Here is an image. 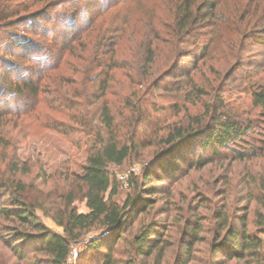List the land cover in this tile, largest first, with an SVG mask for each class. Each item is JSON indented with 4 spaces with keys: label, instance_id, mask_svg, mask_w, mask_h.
I'll use <instances>...</instances> for the list:
<instances>
[{
    "label": "trees",
    "instance_id": "16d2710c",
    "mask_svg": "<svg viewBox=\"0 0 264 264\" xmlns=\"http://www.w3.org/2000/svg\"><path fill=\"white\" fill-rule=\"evenodd\" d=\"M44 1L42 8L29 12L31 7ZM130 1L7 0L1 4L0 25L8 22L10 25L7 29L10 30L0 29V49L3 52L0 57V118L32 114L42 93L43 81L58 69L63 58L91 30L95 31V40L87 56L89 64L82 74L89 80L92 97L96 95L94 100L103 99V105L91 114L97 117L98 124L92 130L90 152L80 168L81 173L72 176L87 212L78 213L69 195L65 204L52 216L56 224L62 227V235L50 232L37 220V205L32 204L22 180H12L10 177L18 172L17 166H12V173L8 177L0 175V195L9 203L0 206V216L18 227L3 226L7 237L0 236V240L20 261L34 254L44 256L46 264H65L71 244L97 227L101 232L91 241L89 249L105 250L99 264H166L167 252L173 247L168 235L169 227L173 226L168 222L169 216L166 215L161 224L140 221L134 226L138 216L146 215L153 209L155 202L151 197L165 190L152 182L166 183L176 175L183 176L191 169H201L222 156L232 157L239 162L264 157V130L261 125H254L252 121L246 123L225 111L222 100L223 87L227 82L239 83L238 79L241 78L236 73L241 71L244 78L248 74L247 68L252 67V62L245 57L248 40L264 46V24H257L264 19V15L259 13V6L252 7L250 0H241L236 10L232 11L240 23L237 31L239 41L233 62L217 79L212 101L203 104L204 117L193 116L186 125L169 124L162 136L153 133L151 140L141 141L137 137L138 127L147 112V96L152 91L177 86V91L183 92L184 100L191 106L202 102L206 92L194 83L192 73L198 70L199 63L207 62L212 49L221 41V23L228 24L231 20L221 17L224 16L218 6L221 0L171 1L169 23L163 24L167 32L152 27L151 35L144 37L141 45L147 47L144 52L150 63L158 43H170L173 61L168 69L145 85V89L135 97V103L124 102L123 107L128 108L134 118L123 117L121 127L125 134L121 135L118 130L120 126L116 125L105 97L111 72L119 68L115 54L125 34V21L129 15L126 10ZM13 25L16 27H11ZM187 60L191 61V68L182 65ZM257 74L253 72L252 76L256 77ZM169 79L175 83L170 87L167 84ZM250 95L253 106L264 109V86L252 88ZM60 100L69 107L64 95ZM75 117L73 114L72 121L77 123L83 119L76 120ZM151 145L158 146L152 168L142 175L141 181L134 178L130 183L132 194L119 205L113 200L117 186L112 183L107 166H120L130 154ZM179 163L187 165V170L181 171ZM259 182L261 189H264V179L261 178ZM247 202L248 206L249 199ZM198 206H202L201 202ZM247 206L239 210L240 216L235 213L228 218L224 203L214 212L218 225L207 244L209 257L206 264H227L230 261L264 264V213L254 212L251 230L247 223ZM165 211L169 212L170 209L162 208L154 213L162 214ZM201 219H184L178 243L174 246L173 264H190L194 260L195 245L204 241ZM31 244L33 246L30 247ZM124 246L129 251L121 263L118 256ZM38 262L36 260L34 264Z\"/></svg>",
    "mask_w": 264,
    "mask_h": 264
},
{
    "label": "rangeland",
    "instance_id": "374dc122",
    "mask_svg": "<svg viewBox=\"0 0 264 264\" xmlns=\"http://www.w3.org/2000/svg\"><path fill=\"white\" fill-rule=\"evenodd\" d=\"M5 1L7 0H0V9ZM171 1L132 0L128 3L126 11L129 15L125 21V34L115 54L119 68L111 72L105 97L117 126L123 127V117L132 116V120L134 118L133 113L123 107L124 102L135 103V97L145 89V85L168 69L173 61L170 43H158L153 61L150 63L147 62V54L144 52V48L147 47L141 45L144 37L151 35L152 27L164 30L163 24L168 22V8ZM238 1L240 5L241 0H221L219 3V9L224 14L221 17L224 19L229 17L231 21L228 24L221 23L220 45L217 43L207 62L199 63L198 70L192 73L194 83L206 92L202 102L191 106L184 100L183 92H178L177 86H171L175 83L169 79L167 84H170V89L152 91L153 93L147 96V112L138 127V140H149L153 133L158 137L162 136L169 124L186 125L191 117L203 116V104L212 101L217 79L233 62L234 51L239 41L237 31L240 23L237 22L238 18L234 17L232 11L236 10ZM249 3L252 7L259 6V13L264 15V0H250ZM44 5L45 1L31 7L29 12L39 10ZM251 19L255 20L254 17ZM1 24L3 25H0V29L10 30L7 29L10 25L8 22ZM257 24L262 26L264 19ZM89 32L79 41L80 43L74 45L73 51L63 58L58 69L52 71L43 81L42 93L32 114L0 118V175L8 177L9 173H12L10 170L12 166H17L18 172L10 175L11 179L22 180L32 204L37 205L35 209L37 220L47 230L59 235L63 234V229L56 224L52 216L65 204L69 195L72 196V206L78 213L87 212L85 202L74 185L72 176L81 173L80 168L90 152L92 130L98 124L97 117L91 114L94 109L103 105V99L94 100L96 95L92 97V92L88 88L89 80L82 74L89 64L87 56L90 45L95 40V31ZM2 56L3 52L0 49V57ZM245 57L248 62H252V67L247 68L248 74L244 78L241 71L236 73L241 78L238 79L239 83L228 81L223 87L222 100L226 107L224 110L235 114L246 123L252 121L254 125L260 124L264 130V109L254 107L250 95L252 88L264 86V46L249 39ZM182 65L191 68V61L187 60ZM199 70L201 71L198 72ZM253 72H258L256 77L252 76ZM63 95L68 100L66 104L69 107L60 102ZM73 114L77 116L76 120L83 119L78 123L74 122ZM120 127L118 130L124 135L125 130ZM254 128L256 129V126ZM157 148L158 146L151 145L138 149L120 166H107L110 179L117 186L113 200L119 205H122L132 194L130 183L134 178L141 181L142 175L152 168L154 152ZM182 154L189 156L187 153ZM179 166L181 171L187 170V165L184 163H179ZM26 170H28L27 174H25ZM123 176H126L125 180L120 179ZM261 178L264 179V157L239 162L232 157L222 156L201 169H191L183 176L176 175L166 183L153 181L152 184L165 190L151 197L155 202L153 209L146 215L138 216L134 226L140 221H156L161 224L166 215L169 216L168 222L173 226L169 227L168 235L173 247L167 252L166 264H173L174 246L178 243V234L184 219L193 221L202 218L201 235L204 241L195 245L194 260L190 264H206L209 257L207 244L218 225L214 219V212L223 203L229 218L235 213L240 216L239 210L247 206L249 199L247 223L251 230H253L254 212L264 213V189H261L262 185L259 182ZM0 196V206H7L9 204L7 200ZM200 202L202 206H198ZM162 208L170 211L162 214L154 213L155 210L160 211ZM3 226L17 227L16 224L0 216V236L3 238L7 237L3 232ZM100 232L99 228L94 227L83 234L79 241L71 244L65 264H99L105 250L102 248L97 251L90 250L89 244L99 236ZM128 251L129 248L121 247L118 256L121 263L127 258ZM43 258L42 255L31 254L27 260L20 261L0 240V264H34L36 260H39L38 264H46ZM235 263L240 264L236 261L227 262V264Z\"/></svg>",
    "mask_w": 264,
    "mask_h": 264
},
{
    "label": "built area",
    "instance_id": "2783aa9c",
    "mask_svg": "<svg viewBox=\"0 0 264 264\" xmlns=\"http://www.w3.org/2000/svg\"><path fill=\"white\" fill-rule=\"evenodd\" d=\"M120 179H121V180H125V179H126V176H123V177H121Z\"/></svg>",
    "mask_w": 264,
    "mask_h": 264
}]
</instances>
